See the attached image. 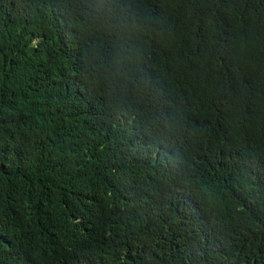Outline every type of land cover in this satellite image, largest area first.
<instances>
[{"label":"trees","instance_id":"obj_1","mask_svg":"<svg viewBox=\"0 0 264 264\" xmlns=\"http://www.w3.org/2000/svg\"><path fill=\"white\" fill-rule=\"evenodd\" d=\"M0 264H264V0H0Z\"/></svg>","mask_w":264,"mask_h":264}]
</instances>
